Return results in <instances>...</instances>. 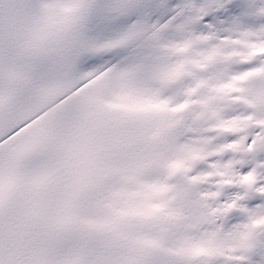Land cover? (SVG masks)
I'll use <instances>...</instances> for the list:
<instances>
[{
	"label": "snow or ice",
	"instance_id": "1",
	"mask_svg": "<svg viewBox=\"0 0 264 264\" xmlns=\"http://www.w3.org/2000/svg\"><path fill=\"white\" fill-rule=\"evenodd\" d=\"M0 264H264V0H0Z\"/></svg>",
	"mask_w": 264,
	"mask_h": 264
}]
</instances>
